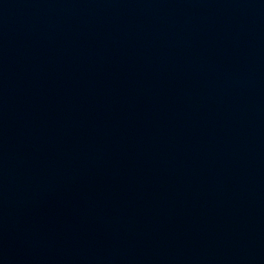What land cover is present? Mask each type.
<instances>
[{
    "label": "water",
    "instance_id": "water-1",
    "mask_svg": "<svg viewBox=\"0 0 264 264\" xmlns=\"http://www.w3.org/2000/svg\"><path fill=\"white\" fill-rule=\"evenodd\" d=\"M0 264H264V0H0Z\"/></svg>",
    "mask_w": 264,
    "mask_h": 264
}]
</instances>
